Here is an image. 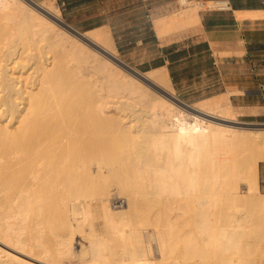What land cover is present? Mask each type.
<instances>
[{
    "label": "bare ground",
    "instance_id": "1",
    "mask_svg": "<svg viewBox=\"0 0 264 264\" xmlns=\"http://www.w3.org/2000/svg\"><path fill=\"white\" fill-rule=\"evenodd\" d=\"M27 1L0 0V118L17 123L13 145L0 144V264H156L147 259L156 247L163 261L182 251L171 264H264V231L245 235L250 214L220 206L231 197L264 209V128L219 122L238 124L213 115L225 96L190 107L196 119L185 122L166 64L128 71L103 27L73 33L59 8ZM173 15L155 19L160 36L200 21L194 5ZM70 116L81 125L74 147L62 139ZM219 142L235 149L201 164ZM111 197L127 208L114 213ZM140 208L141 225L124 218ZM77 233L88 244L79 251Z\"/></svg>",
    "mask_w": 264,
    "mask_h": 264
},
{
    "label": "rangeland",
    "instance_id": "2",
    "mask_svg": "<svg viewBox=\"0 0 264 264\" xmlns=\"http://www.w3.org/2000/svg\"><path fill=\"white\" fill-rule=\"evenodd\" d=\"M27 1V0H26ZM130 0H69V3L66 0H29L30 4H39V5H44V6H53L57 7L60 10V19L65 23L66 25L62 24L64 27H66L68 30L71 32L75 33L72 29H75L79 31L80 33H85L88 30L97 28V27H103L107 32L112 35V39L115 42V45L117 47V54L123 63L128 66L126 67L125 65L120 64L123 68H125L128 71H131L130 68H134L137 70H140L142 72L147 73L148 71L154 70L156 71L159 67H161L163 64H166L171 79H172V85L174 88L173 96H171V99L174 100V102L181 108L186 109L184 111V117L186 118L185 122H192L193 119H196L195 113L196 111L192 110L190 107H197L199 104H202V102H205L206 98H209L211 96H215L221 91L225 90L224 87H221V79L219 78L218 73H213V74H199L200 71L203 69H206L209 67V63L207 58H197L195 60H192L190 62H186L185 65H176L173 67V69H170V64L167 63V61L164 58L165 53H162L160 48L163 46H166L172 42H182L184 38H187L190 34L197 32L196 31H190L193 29V27L188 28L189 26H193L198 24L199 22H192L184 27H178L177 29H168L166 30L162 36L156 37V30L154 28V21L156 17L159 16H166V15H175L181 12L183 10L184 5L180 0H177L175 4H127V2ZM192 4L196 7L199 15L201 16V13L207 10L204 6L200 4V1H206V5L212 7L214 6V2H211V0H191ZM33 2V3H32ZM54 2V3H52ZM210 2V3H208ZM47 3V5L45 4ZM199 3V5H198ZM199 6V7H198ZM198 7V8H197ZM173 15V16H174ZM179 18V17H178ZM173 19V17H172ZM177 19V18H176ZM190 31V32H189ZM186 42V40H185ZM102 54L104 52L100 51ZM104 55H107L104 53ZM109 57V56H108ZM65 61V60H64ZM175 70V71H174ZM190 70V71H189ZM183 71H185L183 73ZM176 73H182V77H185L184 82H179L176 77H174V74ZM83 89L79 91V95H77V99L81 100L83 97H81L83 94ZM229 95H231V92H227ZM76 93H72L71 95L75 97ZM170 97V95H169ZM81 98V99H80ZM76 101V100H75ZM209 101V100H207ZM78 107V106H77ZM230 109V110H228ZM213 115H216V117H222V115H227L232 117V121H236L237 123H229L227 121H219L218 119H214L217 122H222L226 124H232L236 125L239 127L243 128H264V120L260 118V120H257L255 118L248 117L246 115V111H244L241 108H238L236 106H233L230 104L227 108V106L215 108L212 110ZM197 113V112H196ZM76 118L80 115H73ZM205 118L212 119L208 116L201 115ZM13 117V113H11L10 116H3L0 118V144L1 146L3 145H13L14 142V128L17 127V123L15 121H11L12 124L10 125L9 119ZM71 117V116H70ZM75 117H71L72 119H67L65 118V123L70 124L65 128L70 129L72 127V140L70 139L69 130H67L66 133L65 128L62 131V137L63 139V146H66L67 144L71 145L73 144V147L78 143V135L80 132V129L78 126L79 125L78 121H76V124H72V121H74ZM9 118V119H7ZM69 118V117H68ZM6 119V120H5ZM228 119V118H227ZM70 121V122H67ZM8 122V123H7ZM4 123L9 124L10 126H5L3 125ZM73 126H72V125ZM77 125V127H76ZM15 126V127H14ZM14 127V128H13ZM74 127V128H73ZM79 129V131L75 132L76 136L74 135V131ZM71 130V129H70ZM64 133V134H63ZM69 135V136H65ZM74 135V136H73ZM70 139V140H67ZM67 142H66V141ZM69 141V143H68ZM77 142V143H74ZM72 143V144H71ZM75 144V145H74ZM79 145V144H78ZM77 145V146H78ZM68 146V145H67ZM70 146V147H71ZM76 146V147H77ZM211 151L207 150L205 153L207 154L204 155V157L201 159L200 158V163H208L210 164L211 159L216 157L217 154H220L225 151H233L234 149L231 148L230 146L225 145L223 142H219L217 146H212ZM211 152L215 153L212 155L213 157L210 159ZM209 156V157H208ZM205 159H209V161H205ZM235 178V180H234ZM228 180H232V182L236 181L239 184V188L242 189V191L246 192L247 187L245 182L241 179V177H236L230 175L228 177ZM260 192L264 194V188H260ZM112 210L114 213L117 212L116 214L121 213L123 205L124 209L127 207V200L125 197H111L110 199ZM229 204L231 206H234V208H230L231 210H238L240 213L244 214H250L249 217V224L246 226L247 228L244 231V234L247 236H254L256 233H261L264 231V209H258L250 206H245L243 203L240 201H236L233 198L229 197V199L222 197L220 199V206L225 207L226 204ZM227 208V207H226ZM127 213V214H126ZM132 214V215H131ZM124 218H133L132 220H135L141 225L142 220V213H141V208L135 212V211H126L123 214ZM127 218V219H128ZM102 220V219H101ZM251 226V227H250ZM101 225L99 226V229H101ZM81 234L77 233L75 235L76 239L74 241L75 243V250L77 251L81 250V246H88L87 242H83L80 239ZM92 238L95 237V235L90 236ZM247 238V237H245ZM102 239V238H101ZM119 240V239H118ZM118 240L115 242L114 245L112 246V251H116L119 244H122L121 240ZM129 240V239H128ZM126 241V246L128 251L132 252L131 255L128 253L127 255V263H132V258L134 259V252L136 253L135 247L136 245L132 244L130 241ZM252 240V239H251ZM249 240V242L251 241ZM85 241V240H84ZM248 243V240L245 239L244 242ZM80 242L82 243L80 245ZM110 241L109 243H114ZM78 243V244H77ZM85 243V244H84ZM117 244V245H116ZM114 246V247H113ZM156 245L153 244V247ZM152 247V248H153ZM116 248V249H115ZM157 248V247H156ZM153 248V254L152 252H149L147 254V259L151 260L152 262L154 261L156 264L164 262L165 264H171L174 263V256L177 258H181L182 256V251L177 250L174 251L172 249V253L176 254L173 257L167 256L166 260L163 261L162 257L158 254L157 249ZM88 249V248H87ZM130 249V250H129ZM112 251L106 250V255L109 257L110 254H113ZM113 251V252H114ZM152 251V250H151ZM111 252V253H110ZM87 255L89 253L87 252ZM155 255V256H154ZM131 256V257H130ZM136 257V255H135ZM151 258V259H150ZM70 259V260H69ZM66 259L62 264H78L77 260L73 258ZM135 260V259H134ZM133 260V261H134ZM67 261V262H66ZM75 261V262H73ZM150 261V262H151ZM71 262V263H70ZM153 262V263H154ZM158 262V263H157Z\"/></svg>",
    "mask_w": 264,
    "mask_h": 264
},
{
    "label": "crops",
    "instance_id": "3",
    "mask_svg": "<svg viewBox=\"0 0 264 264\" xmlns=\"http://www.w3.org/2000/svg\"><path fill=\"white\" fill-rule=\"evenodd\" d=\"M66 1L69 3V0ZM180 1L184 5L183 9L193 6L191 0ZM222 1H229L231 10H205L201 13L199 23L188 27H193L190 31L199 29L197 32L190 34L182 42H172L160 50L165 53L164 58L170 64V69L197 58L209 59V67L199 74L218 73L221 87L225 90L204 100L229 97L233 108L236 106L243 109L248 117L264 120V0ZM176 2L177 0H130L127 4ZM244 12H253L256 16L239 18V13ZM159 36L156 31V37ZM174 77L181 83L185 81L182 73H176ZM227 92H231V95ZM230 104L225 106L228 108ZM259 182L260 188H264V161L259 164Z\"/></svg>",
    "mask_w": 264,
    "mask_h": 264
},
{
    "label": "built area",
    "instance_id": "4",
    "mask_svg": "<svg viewBox=\"0 0 264 264\" xmlns=\"http://www.w3.org/2000/svg\"><path fill=\"white\" fill-rule=\"evenodd\" d=\"M204 2L206 1H200V4L203 6ZM211 2H214V6L207 8V10L228 11L232 8L229 1L212 0Z\"/></svg>",
    "mask_w": 264,
    "mask_h": 264
}]
</instances>
